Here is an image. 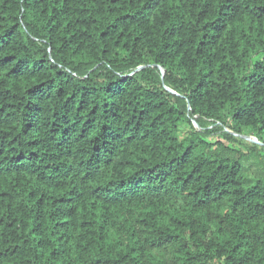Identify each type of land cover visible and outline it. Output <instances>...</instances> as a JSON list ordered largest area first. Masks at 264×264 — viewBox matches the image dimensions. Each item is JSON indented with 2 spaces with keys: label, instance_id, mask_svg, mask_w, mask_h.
Wrapping results in <instances>:
<instances>
[{
  "label": "trees",
  "instance_id": "1",
  "mask_svg": "<svg viewBox=\"0 0 264 264\" xmlns=\"http://www.w3.org/2000/svg\"><path fill=\"white\" fill-rule=\"evenodd\" d=\"M0 264H264V0H0Z\"/></svg>",
  "mask_w": 264,
  "mask_h": 264
},
{
  "label": "water",
  "instance_id": "2",
  "mask_svg": "<svg viewBox=\"0 0 264 264\" xmlns=\"http://www.w3.org/2000/svg\"><path fill=\"white\" fill-rule=\"evenodd\" d=\"M160 70H161V75H163L164 74L163 68H160ZM242 138H245V139H247L249 141L257 142L256 138H250V137H245V136H242Z\"/></svg>",
  "mask_w": 264,
  "mask_h": 264
},
{
  "label": "rangeland",
  "instance_id": "3",
  "mask_svg": "<svg viewBox=\"0 0 264 264\" xmlns=\"http://www.w3.org/2000/svg\"><path fill=\"white\" fill-rule=\"evenodd\" d=\"M180 137V136H179Z\"/></svg>",
  "mask_w": 264,
  "mask_h": 264
}]
</instances>
